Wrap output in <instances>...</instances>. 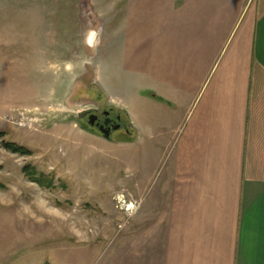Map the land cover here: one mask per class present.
Returning <instances> with one entry per match:
<instances>
[{
  "label": "rangeland",
  "instance_id": "374dc122",
  "mask_svg": "<svg viewBox=\"0 0 264 264\" xmlns=\"http://www.w3.org/2000/svg\"><path fill=\"white\" fill-rule=\"evenodd\" d=\"M182 1L0 0V264H90L134 242L147 172L168 171L142 90L174 25H148L192 10ZM90 107L121 113L131 134L106 139L78 117Z\"/></svg>",
  "mask_w": 264,
  "mask_h": 264
},
{
  "label": "crops",
  "instance_id": "0c3cea01",
  "mask_svg": "<svg viewBox=\"0 0 264 264\" xmlns=\"http://www.w3.org/2000/svg\"><path fill=\"white\" fill-rule=\"evenodd\" d=\"M189 1L148 25H174L142 90L168 171L147 172L134 242L90 264H264V0Z\"/></svg>",
  "mask_w": 264,
  "mask_h": 264
},
{
  "label": "flooded vegetation",
  "instance_id": "af4514ba",
  "mask_svg": "<svg viewBox=\"0 0 264 264\" xmlns=\"http://www.w3.org/2000/svg\"><path fill=\"white\" fill-rule=\"evenodd\" d=\"M90 110L87 114H83L78 117L87 122L88 126L98 130L101 135L108 136V140H111L113 136L118 132H124L131 134L133 125L131 123L126 124L122 114L115 111L113 108L105 107H90L83 111ZM82 112V111H81Z\"/></svg>",
  "mask_w": 264,
  "mask_h": 264
},
{
  "label": "trees",
  "instance_id": "16d2710c",
  "mask_svg": "<svg viewBox=\"0 0 264 264\" xmlns=\"http://www.w3.org/2000/svg\"><path fill=\"white\" fill-rule=\"evenodd\" d=\"M7 148L11 149L14 152L26 153V149L22 146H17L13 143L6 144ZM31 173H36L34 170H29Z\"/></svg>",
  "mask_w": 264,
  "mask_h": 264
},
{
  "label": "water",
  "instance_id": "95a60500",
  "mask_svg": "<svg viewBox=\"0 0 264 264\" xmlns=\"http://www.w3.org/2000/svg\"><path fill=\"white\" fill-rule=\"evenodd\" d=\"M90 110L79 112V117H81L83 114H87ZM105 138H108V136H105Z\"/></svg>",
  "mask_w": 264,
  "mask_h": 264
},
{
  "label": "bare ground",
  "instance_id": "6f19581e",
  "mask_svg": "<svg viewBox=\"0 0 264 264\" xmlns=\"http://www.w3.org/2000/svg\"><path fill=\"white\" fill-rule=\"evenodd\" d=\"M131 207H133V205H132V204H131V205H129V209H130Z\"/></svg>",
  "mask_w": 264,
  "mask_h": 264
}]
</instances>
